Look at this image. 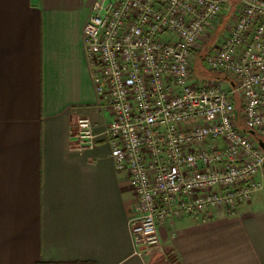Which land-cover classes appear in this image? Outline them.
<instances>
[{
    "label": "built area",
    "instance_id": "built-area-1",
    "mask_svg": "<svg viewBox=\"0 0 264 264\" xmlns=\"http://www.w3.org/2000/svg\"><path fill=\"white\" fill-rule=\"evenodd\" d=\"M222 4L94 0L82 30L95 94L112 116L100 135L135 196L128 227L140 253L160 245L159 226L234 215L264 185V0H237L202 53L229 85L193 75ZM100 135L80 118L72 147L91 150Z\"/></svg>",
    "mask_w": 264,
    "mask_h": 264
},
{
    "label": "crops",
    "instance_id": "crops-1",
    "mask_svg": "<svg viewBox=\"0 0 264 264\" xmlns=\"http://www.w3.org/2000/svg\"><path fill=\"white\" fill-rule=\"evenodd\" d=\"M93 2L0 0V264H264L261 192L231 216L163 224L158 247L136 248L135 196L100 135L112 116L83 46ZM80 118L100 135L91 150L72 147Z\"/></svg>",
    "mask_w": 264,
    "mask_h": 264
},
{
    "label": "rangeland",
    "instance_id": "rangeland-1",
    "mask_svg": "<svg viewBox=\"0 0 264 264\" xmlns=\"http://www.w3.org/2000/svg\"><path fill=\"white\" fill-rule=\"evenodd\" d=\"M237 3V0H226L223 1V8H224V14L226 16V18H229L233 7L235 6V4ZM225 18V19H226ZM223 25H216V30L213 32L212 36H211V40H209L206 44H203L200 47V51L198 52L197 55L201 54V51L203 50V53L205 51V48H209L208 45H214L215 43L218 42V40H220L221 36L223 35V31H224V25L225 22L222 23ZM193 75L194 78H202V79H208L211 80L212 82H214L216 85L218 83H220L221 88H225L227 87V85H229V82L224 80L223 77H221L220 74L218 73H210L203 65L202 59H200L199 57H195L194 61H193ZM217 76L221 77V78H217ZM218 79V80H216ZM239 98V94H236V98ZM259 192H261L262 194H264V185L262 187V190H260Z\"/></svg>",
    "mask_w": 264,
    "mask_h": 264
},
{
    "label": "water",
    "instance_id": "water-1",
    "mask_svg": "<svg viewBox=\"0 0 264 264\" xmlns=\"http://www.w3.org/2000/svg\"><path fill=\"white\" fill-rule=\"evenodd\" d=\"M216 1H226V0H216ZM251 135H253V132H250ZM259 146L264 150V143L259 141ZM262 170H263V173H264V162H263V166H262Z\"/></svg>",
    "mask_w": 264,
    "mask_h": 264
},
{
    "label": "trees",
    "instance_id": "trees-1",
    "mask_svg": "<svg viewBox=\"0 0 264 264\" xmlns=\"http://www.w3.org/2000/svg\"><path fill=\"white\" fill-rule=\"evenodd\" d=\"M199 51L195 52V54H196L195 57H199L200 59H202L203 50L201 51V54L197 55ZM217 78H218V76H217ZM194 79H197V78H194Z\"/></svg>",
    "mask_w": 264,
    "mask_h": 264
}]
</instances>
